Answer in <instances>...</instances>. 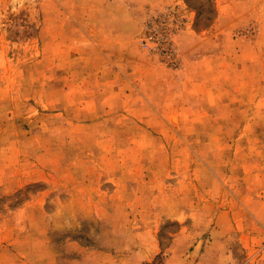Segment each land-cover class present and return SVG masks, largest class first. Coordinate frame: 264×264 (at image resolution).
<instances>
[{
	"label": "rangeland",
	"instance_id": "obj_1",
	"mask_svg": "<svg viewBox=\"0 0 264 264\" xmlns=\"http://www.w3.org/2000/svg\"><path fill=\"white\" fill-rule=\"evenodd\" d=\"M122 2L0 0V264H264V0Z\"/></svg>",
	"mask_w": 264,
	"mask_h": 264
},
{
	"label": "crops",
	"instance_id": "obj_2",
	"mask_svg": "<svg viewBox=\"0 0 264 264\" xmlns=\"http://www.w3.org/2000/svg\"><path fill=\"white\" fill-rule=\"evenodd\" d=\"M122 2V0H114V2ZM123 3V2H122ZM127 6L130 4V2H126L125 3ZM124 6L121 5L120 7ZM130 7H132L131 5H129ZM119 6L117 5H113V9L115 10L114 13L116 15H114L113 17H107L104 20H102L100 22V26H101V30L108 28L109 30H106L105 32H101L99 34V36L106 38V41H99V44L94 42L91 37H93L90 33V31H86V29L84 30L85 34L88 36V38H90V44H92L93 48H96L102 58V63L107 64V66H111L114 69H123L121 61L120 60H124L125 58H128V54H126V52H123V50L120 49L118 44L122 43V39L124 37H126V35H124L125 33H123L121 31V27L122 25L119 24L122 18L121 14L116 13L117 10L120 9ZM106 15V14H105ZM104 21V23H103ZM112 29L114 31V33H112V31L110 30ZM91 30H93V28H91ZM99 30V31H101ZM95 32V31H94ZM125 39V38H124ZM95 45V47H94ZM113 48H112V47ZM125 55V56H124ZM103 84V83H100ZM106 84V83H105ZM103 93H98V96L93 97L95 100H102L104 97H100L102 96Z\"/></svg>",
	"mask_w": 264,
	"mask_h": 264
}]
</instances>
